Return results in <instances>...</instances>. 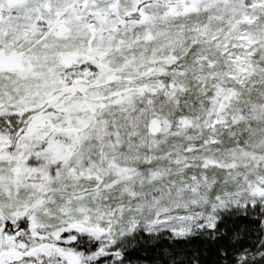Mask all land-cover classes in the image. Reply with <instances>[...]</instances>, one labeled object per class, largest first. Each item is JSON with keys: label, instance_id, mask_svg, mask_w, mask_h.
Listing matches in <instances>:
<instances>
[{"label": "snow or ice", "instance_id": "snow-or-ice-1", "mask_svg": "<svg viewBox=\"0 0 264 264\" xmlns=\"http://www.w3.org/2000/svg\"><path fill=\"white\" fill-rule=\"evenodd\" d=\"M0 264H264V0H0Z\"/></svg>", "mask_w": 264, "mask_h": 264}]
</instances>
